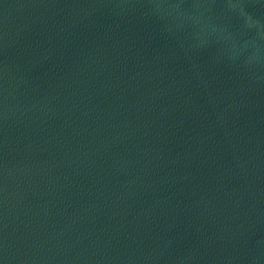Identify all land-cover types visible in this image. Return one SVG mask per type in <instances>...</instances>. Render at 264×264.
<instances>
[{
	"label": "water",
	"instance_id": "1",
	"mask_svg": "<svg viewBox=\"0 0 264 264\" xmlns=\"http://www.w3.org/2000/svg\"><path fill=\"white\" fill-rule=\"evenodd\" d=\"M264 203V0H0V264H234Z\"/></svg>",
	"mask_w": 264,
	"mask_h": 264
}]
</instances>
